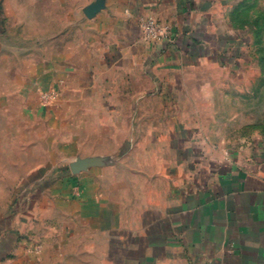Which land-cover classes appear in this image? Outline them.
<instances>
[{"label": "crops", "instance_id": "0c3cea01", "mask_svg": "<svg viewBox=\"0 0 264 264\" xmlns=\"http://www.w3.org/2000/svg\"><path fill=\"white\" fill-rule=\"evenodd\" d=\"M214 4L0 0L3 99L49 157L36 167L74 170L7 217L0 264H264V143L221 151L201 125L233 50L195 36ZM142 17L171 34L144 40Z\"/></svg>", "mask_w": 264, "mask_h": 264}, {"label": "rangeland", "instance_id": "374dc122", "mask_svg": "<svg viewBox=\"0 0 264 264\" xmlns=\"http://www.w3.org/2000/svg\"><path fill=\"white\" fill-rule=\"evenodd\" d=\"M210 12L206 19L211 20L210 24H203L195 36L200 39L219 36L225 40L230 36L233 50L230 61L221 55L220 72L214 75V81L220 83L213 97L215 121L201 124L208 133V144L222 151L264 143V0H215ZM3 95L0 90V227L10 214L20 212L18 207L24 199L32 197L35 204L42 196L51 200L59 194L54 192V185L58 187L60 183L70 188L74 178V170H69L62 160L57 166L36 167V160L44 158L47 162L49 157L35 152L33 140L24 137L26 125L20 122L19 110L7 106ZM51 99L52 94L46 92L39 103L46 106ZM11 109L18 113V122L12 121ZM45 216L52 218L53 214L50 211ZM112 239L115 242L116 236ZM43 263L70 264L68 260L55 263L52 259Z\"/></svg>", "mask_w": 264, "mask_h": 264}, {"label": "built area", "instance_id": "2783aa9c", "mask_svg": "<svg viewBox=\"0 0 264 264\" xmlns=\"http://www.w3.org/2000/svg\"><path fill=\"white\" fill-rule=\"evenodd\" d=\"M141 36L144 40L161 41L170 35L172 29L169 25L153 17H142L140 19Z\"/></svg>", "mask_w": 264, "mask_h": 264}]
</instances>
